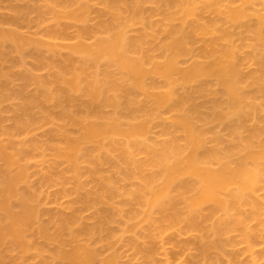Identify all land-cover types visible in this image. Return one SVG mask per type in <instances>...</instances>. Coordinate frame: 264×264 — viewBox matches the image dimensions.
<instances>
[{
	"label": "bare ground",
	"instance_id": "1",
	"mask_svg": "<svg viewBox=\"0 0 264 264\" xmlns=\"http://www.w3.org/2000/svg\"><path fill=\"white\" fill-rule=\"evenodd\" d=\"M26 1L30 6L32 1ZM42 2L39 6L34 0L32 5H36L31 7V14L39 17L37 29L48 30L46 37L43 34L40 38L38 33L31 36L21 29L25 7L21 10L9 4L8 13L0 16V57L7 49L22 56L30 47L39 54L44 48L48 54L62 48L68 49V59L75 58L74 62L81 57L83 65L78 64L89 70L105 59L109 71V66H114L113 71L119 70L114 76L120 77L114 80L112 70V76L111 71L103 70L105 74L99 73L106 75V82L100 80L99 84L101 77L89 72L94 77L89 75L87 82L93 83L82 84V68L80 71L72 60L57 66L42 50L38 58L44 60L45 68H59L55 80L60 78L58 82L63 83L59 97L71 92L68 98L72 101V96L84 88L80 93L87 89L90 105L85 103L89 107L86 117L81 118L71 112L77 110V98L74 103L65 98L74 108L62 111L63 117L52 115L46 107L49 115L42 114L46 117L17 118L11 133L1 128L0 264H37L35 260L38 264H119L122 255L114 250L126 236L131 237L127 246L138 255L144 254L146 264H184L194 253L200 261L193 264H221L222 260L242 264L246 259L247 264H264V0ZM154 13L160 19L156 24L152 21ZM92 16L97 17L90 26ZM69 26L73 38L67 36ZM26 73L24 76L31 77ZM32 81L43 90V80ZM44 90L41 100L31 97L34 106L40 108L44 99L48 106L56 99L54 92ZM154 125L161 130L162 142L151 141ZM44 128L59 137L51 143V153L32 139L27 142ZM139 153L148 156V163L136 160ZM29 161L45 166L40 172L47 186L63 187L64 183H59L64 177L56 179L52 167L66 165L68 175L77 181L71 192L77 195L76 204L87 211L104 209L94 217L95 225L82 228L83 217L78 210L72 211L79 205L71 204L72 214L69 210L70 215L65 214L63 208V213L50 212L53 216L49 214L48 224L43 222L45 211H40L41 202L38 204L41 191L28 183L25 162ZM83 164L89 165L90 175L97 176L100 193L81 192L86 187L79 180ZM105 166H110L111 172L104 170ZM149 166L156 172L145 176ZM111 173L120 181L135 176V187L119 191L117 178ZM26 183L28 191L23 192L21 185ZM68 193L61 195L70 198ZM80 193L83 196L78 198ZM118 218L123 219V226L117 232L109 229ZM96 245L113 251L102 258Z\"/></svg>",
	"mask_w": 264,
	"mask_h": 264
},
{
	"label": "rangeland",
	"instance_id": "2",
	"mask_svg": "<svg viewBox=\"0 0 264 264\" xmlns=\"http://www.w3.org/2000/svg\"><path fill=\"white\" fill-rule=\"evenodd\" d=\"M12 1V0H11ZM10 0H2L1 2H0V16H5V13L7 12L8 13V11H7V9H9V7H10V5L12 4L13 6L15 5V7L16 6H19V8L21 7L22 9H23V7H25V9H23V12H22V14L21 15H23V18H25V20H26V23H25V20L23 19L22 21H24L23 23L22 22H20L21 23V25H20V23H19V25L21 26V29L23 30V32H29V35H31L32 36V34H39V35H37L39 38L40 37H42L41 35H43V37H46L45 35H47L48 34V30H47V28H44V29H46L47 30V33L45 34V32L44 31H46V30H41V28H40V30H38L37 29V26H38V19H39V17H38V19H37V16H38V14L36 15V17H35V15L34 14H36L35 12H34V14H31V12H33L34 10L31 8L32 6L34 7L35 5H36V3H35V5H32V3L34 2V0H31L32 2H31V4H30V6H28V4H29V2L30 1H26V0H13L14 2L12 3ZM42 0H39V2L36 0V2L37 3H39V4H41V5H39V6H42L43 5V2L42 3H40ZM44 2H46V0H44ZM10 4V5H9ZM9 6V7H8ZM29 8H28V7ZM20 8V9H21ZM27 8V9H26ZM21 9V10H22ZM29 9V10H28ZM150 9V8H149ZM26 10L27 11H29V12H26ZM26 12V13H25ZM4 13V14H3ZM3 14V15H2ZM24 14H25V16H24ZM28 14V15H27ZM26 15H27V18H26ZM92 15H93V13H92ZM91 16V15H90ZM33 17V18H32ZM97 17V16H96ZM96 17H94V16H92L91 17V19L92 20H90L89 22H91V23H89L88 25H90V26H92L93 25V23L94 22H96ZM95 18V21L93 20ZM28 19V20H27ZM37 19V20H36ZM156 19V20H155ZM28 21V22H27ZM31 21H32V24H31ZM35 21H37V22H35ZM152 21L156 24L157 22H159L160 21V19H159V16L158 15H156L155 13L154 14H152ZM34 23H36L37 25L35 26V24ZM25 24L27 25V26H25ZM18 25V26H19ZM23 27V28H22ZM26 27V28H25ZM34 27V28H33ZM39 27V26H38ZM41 27V26H40ZM44 27V26H43ZM42 27V28H43ZM29 28V29H28ZM71 28H73L74 29V27H71ZM27 30V31H26ZM75 30V29H74ZM36 31H38V32H36ZM43 31V32H42ZM72 31V30H71ZM70 31V26L68 27V35L67 36H71V38H73L74 36H73V34H71L72 32ZM132 35V34H131ZM37 37V38H38ZM48 38V37H47ZM44 40H46L45 38H43ZM68 39V38H67ZM89 39V38H88ZM87 39V41L88 42H91L90 41V39L88 40ZM70 41H72V39L70 40ZM68 42H69V39H68ZM87 42V43H88ZM30 48H32V49H30ZM30 48H28L29 50H27V51H24V53H26V52H28V53H26V54H24V53H22V56H21V54L19 55V53H15V52H13L12 51V49L10 50V49H7V51H3L2 53H4V55L2 54V56L5 58H3V57H0V81L2 82H0V132H1V130L3 129V130H9V132H10V130L12 131H14V129H13V126H14V124L16 123V119L18 118H23L24 119V117H32V115L34 116V117H36V118H41V117H46L47 115H49L48 114V112H47V110H45V108L47 107V109H49L50 111V113H52V115L53 114H55L57 117L59 116V114L61 115L63 112L65 113L68 109H70V107H72V108H74V110H76V111H71V112H77V113H79L77 116H79V117H83V118H85L86 117V112L87 111H85V109H87V107H89V106H86L85 107V103H87V105L89 104V102H90V99L89 100H87V96H88V94H87V89H85L86 91L84 92V94H83V92H81L80 93V91H84V86H86L85 88H87V85H90L91 86V84L93 83V81H88L87 82V80H89L91 77H94L95 75L94 74H96V76H98V79H99V84L101 83V81L103 82L104 80H103V76H101V74L100 73H102V74H105L104 72H103V70H105V71H109V68L107 67V64H108V62L106 63V64H104L107 60H105V59H103L104 61H103V63L102 62H100V65H98V64H95L94 66H92V67H95L96 68V70H95V68H92V70L90 69H88V68H85V67H81L80 66V64H82L83 63V59L80 57V59H81V61L82 62H78V61H80V59L78 60V61H76V62H74V60H75V58H73V60L72 59H68L69 58V56H70V54H69V51H68V49H66V50H64L63 51V49L61 48H58L57 50H56V52H58V53H52V54H48L49 52H47L46 50H45V48H44V50H43V53L44 52H46L45 54H47V55H45V56H47V59H48V57H50V58H52L55 62H56V64H57V66L58 65H60V66H62V64L63 63H65L67 60L69 61V60H72L74 63H72V64H74V66L76 65V67H79V69H80V71H81V68H82V73H84L83 75H82V77H83V80H81V83L82 82H87L88 84L86 85V83H85V85H83V87H82V84H84V83H82L81 84V88H83V90H78L77 91V93H76V95H74L76 98H77V103H76V105L74 104V107H73V105L72 106H70L69 107V104L71 105V103L70 102H73V100H74V98L75 97H73L72 95V98H73V100L71 101V99L70 98H68L69 97V95H70V93L69 94H67V96H66V93H64L65 94V96H64V98H62L63 97V93H61V94H63V95H61L60 97H59V93H60V91H61V89L63 88H61V84H63V83H59L58 81L60 80V76L58 75V78L59 79H57L58 81V84H57V82L55 81L56 80V78H57V74H59V68L57 67V66H55V68H53V67H51L49 70H47V67L45 68V66H44V64H43V61L44 60H40L38 57H39V55H41V52H42V50H40L41 52H40V54L38 53V50H35L36 48L35 47H30ZM40 49V48H39ZM62 51H60V50ZM31 50H33V51H31ZM37 51V52H36ZM60 51V52H59ZM6 52H8V53H6ZM32 52H33V54H32ZM10 53V54H9ZM18 54V55H17ZM55 54L56 55H59V56H55ZM66 54V55H65ZM12 55V56H11ZM42 55H44V54H42ZM9 56V57H8ZM68 56V57H67ZM73 57H76V59L78 58V55L76 56V55H74ZM72 58V57H71ZM7 59V60H6ZM42 59H44V58H42ZM46 59V58H45ZM51 59V60H52ZM55 59H57V60H55ZM6 60V61H5ZM50 60V59H49ZM52 60V61H53ZM66 60V61H65ZM4 61V62H3ZM13 61H16L17 63H13ZM19 61V62H18ZM42 61V62H41ZM53 61V62H54ZM61 61V62H60ZM99 61H102V60H99ZM70 62V61H69ZM68 62V63H69ZM20 63V64H19ZM71 63V62H70ZM78 63H80V64H78ZM16 64H18V65H16ZM55 64V65H56ZM65 64H67V63H65ZM21 67H20V66ZM41 65V66H40ZM83 65V64H82ZM104 65H106V68L104 67ZM39 66H40V68H39ZM47 66H48V64H47ZM53 66H54V64H53ZM22 67H23V69H22ZM35 67H37L38 69H34ZM57 67V68H56ZM110 67V69L112 70V68L114 67V66H109ZM49 68V67H48ZM61 68V67H60ZM89 68H91V67H89ZM98 68V69H97ZM102 68H104V69H102ZM115 68V67H114ZM4 69V70H3ZM13 69H15V70H13ZM33 69V70H32ZM78 69V70H79ZM89 70L88 72L86 71V70ZM117 69V68H116ZM110 70L109 72L111 73V76H112V73H113V77L112 78H114V77H116V76H114V75H117L118 74V72H119V70H118V72H117V70ZM13 70V71H12ZM38 70V71H37ZM2 71H3V73H2ZM7 71V72H6ZM9 71V72H8ZM13 73H12V72ZM17 71V72H16ZM31 71V72H30ZM33 71L35 72V73H33ZM98 71V72H97ZM101 71V72H100ZM19 72V73H18ZM27 72V73H26ZM36 72H37V74H36ZM85 72H87L86 74H85ZM89 72H91V74H93V75H91V74H89ZM96 72V73H95ZM100 72V73H99ZM117 72V73H116ZM25 73H26V75L27 74H31V77H30V75H29V77L31 78L30 80H29V77H27V76H24L25 75ZM98 73V74H97ZM5 74H7V75H5ZM21 74V75H20ZM34 74V75H33ZM55 74V75H54ZM99 74H100V76H99ZM39 75V76H38ZM86 75V76H85ZM89 75L91 76V77H89ZM8 76V77H7ZM41 76V77H40ZM7 77V78H6ZM11 77H12V79L14 80L15 79V81H13L12 79H11ZM23 77H27V79H24ZM81 77V78H82ZM86 77V78H85ZM88 77V78H87ZM105 77H106V75L104 76V79H105ZM118 77H120L119 75L116 77V79H114V80H117V79H119ZM32 78H39L40 80H43V82L42 83H44L45 85H43L42 86V88H43V90H40V88L37 86V85H39V83H36V81H32ZM85 78V79H84ZM95 78H97V77H95ZM9 79V80H8ZM92 79H94V78H92ZM24 80H26V82L24 83L23 81ZM29 80V81H28ZM91 80V79H90ZM101 80V81H100ZM106 80V79H105ZM22 81V82H21ZM31 81L34 83V84H32L31 83ZM39 81V80H38ZM52 81H54V83L52 82ZM62 81V80H61ZM7 82H8V84H7ZM40 82V81H39ZM50 84H49V83ZM89 82H91V84L89 83ZM96 82H98V81H96ZM106 81H104L103 82V84L105 83ZM94 83H95V80H94ZM57 85V86H56ZM61 85V86H60ZM64 86V85H63ZM90 86H88V87H90ZM45 87V88H44ZM47 87V88H46ZM61 89H60V88ZM2 88V89H1ZM4 88V89H3ZM5 88H6V90H5ZM44 89H46V91H47V93H50V94H53V92H54V96L56 95V99H54V101H52V102H50V103H48V106H46L47 104H46V101H45V99H44V104L40 107V108H44V109H40L38 106H40V105H38L37 106V104H36V106H37V108H36V106H34V101H32V100H30V99H32V98H34L35 96V98L37 99V98H39L40 97V100H41V98H44L43 96L41 97V95H44V92L43 91H45ZM4 90V91H3ZM9 92H8V91ZM20 90V91H19ZM11 91V92H10ZM14 91V92H13ZM48 91H50V92H48ZM5 92V93H4ZM52 92V93H51ZM2 93V94H1ZM10 93H12V94H10ZM57 93V94H56ZM5 94V95H4ZM10 94V95H9ZM16 94V95H15ZM23 95V96H20V95ZM41 94V95H40ZM74 94V93H73ZM3 95V96H2ZM87 95V96H86ZM6 96H8V97H6ZM82 96V97H81ZM16 97V98H15ZM32 97V98H31ZM6 100H5V99ZM10 98V99H9ZM19 98V99H18ZM54 98V97H53ZM65 98H68L67 100L68 101H70L69 103H67L68 101H65L66 99ZM80 98V99H79ZM15 99H17V100H15ZM21 99V100H20ZM29 99V100H28ZM70 99V100H69ZM11 100V101H10ZM26 100V101H25ZM35 100V99H34ZM39 100V99H38ZM39 100V101H40ZM30 101H32L33 103H31ZM36 101V100H35ZM43 101V100H42ZM87 101H89V102H87ZM28 102H30V103H28ZM54 102V103H53ZM20 103V104H19ZM74 103V102H73ZM16 104V105H15ZM29 104V105H28ZM34 106H32V105ZM57 104V105H56ZM4 105V106H3ZM20 105V106H19ZM90 105V104H89ZM17 106V107H16ZM33 108H32V107ZM66 108V110H65V108ZM23 107V108H22ZM52 107V108H51ZM69 107V108H68ZM19 110H18V109ZM56 108V109H55ZM38 109V110H37ZM55 110V111H53V110ZM59 109H61V110H59ZM89 109V108H88ZM107 109V108H106ZM17 110V111H16ZM40 110V111H39ZM41 110H42V112H41ZM46 112H45V111ZM52 110V111H51ZM59 110V111H58ZM90 110V109H89ZM34 111V112H33ZM63 111V112H62ZM68 111H70V110H68ZM80 111V112H79ZM106 112H109L108 110H105ZM19 112V113H18ZM36 112V113H35ZM58 112V113H57ZM14 113H15V115H14ZM34 113V114H33ZM47 114L46 116H44L45 114ZM83 113V114H82ZM18 114V115H17ZM42 114H44L43 116H42ZM76 114V113H75ZM17 115V116H16ZM27 115V116H26ZM51 114H50V116L51 117H53ZM56 116H55V118H56ZM64 115L62 114V116H59V118L60 117H63ZM76 116V117H77ZM78 118V117H77ZM81 118H79V119H81ZM2 122V123H1ZM4 124V125H3ZM7 126V127H6ZM5 127V128H4ZM2 128V129H1ZM14 128H15V126H14ZM43 130V131H42ZM42 130H40L39 129V131L38 132H35V133H33V135H31V137L30 138H28V140H27V142L28 143H30V141H29V139L31 140L32 139V142L34 143V144H36V142L42 147H40L39 145H37V147L39 146L41 149H44V150H46V152H49V153H51V145L54 143V141H56V140H58V136L56 137V134L54 133V135H53V131H51L50 129L48 130V129H46V128H44V129H42ZM153 130V131H152ZM46 131V132H45ZM49 131H50V133H49ZM161 130H160V128L158 127V126H156V125H154V126H152V129H151V134H150V138H151V141H153L154 143H156V142H162L163 141V137H160V134H161V132H160ZM4 132V131H3ZM152 132L154 133V134H152ZM5 133H7V132H5ZM11 133V132H10ZM38 134V135H37ZM156 135V136H155ZM35 138H34V137ZM44 136V137H43ZM55 136V137H54ZM39 137V138H38ZM23 138V137H22ZM38 138V139H37ZM19 139V138H18ZM21 139V138H20ZM34 139V140H33ZM46 139V140H45ZM156 141H154V140ZM45 140V141H44ZM158 140H160V141H158ZM44 142H45V144L46 145H49V146H46L45 144H44ZM57 142V141H56ZM52 143V144H51ZM149 143V142H148ZM38 147V148H39ZM93 148L95 147V146H92ZM23 149V148H22ZM24 149H28L27 147L26 148H24ZM40 149V150H41ZM48 149V150H47ZM95 149V148H94ZM119 151H117V154L118 155H116L117 157L119 156V153H118ZM49 153H47V155L49 154ZM97 155H98V152H95ZM95 154V155H96ZM116 154V152L115 153H113V155H115ZM143 153H139V154H136V155H138L137 157H136V160L137 161H139L140 163H141V161H142V163L143 164H145V162L146 163H148V161L147 160H149V159H147L148 158V156H146V154H143ZM115 156V157H116ZM40 159H37L36 161H37V163L38 162H40L39 161ZM1 162V161H0ZM35 161H29V162H25V164H26V166L28 167V175H29V180H28V183H30L29 185H31L32 187L33 186H35V188L33 187V189H36V191H39V189H40V191H41V193L40 194H42V195H40L39 196V200H38V204H39V207H40V211H42L43 213H44V211H45V213L43 214V215H41L43 218H45L44 216H47L44 220H43V218H42V221L44 222V221H47V224L50 222V219H49V217H50V215L51 214H53L54 213V215H55V212L57 211V210H60V211H57V213H60V212H62L63 213V211H64V209L65 210H67V211H65V214H67V215H70V213H71V211L69 210V207H71V205H75L74 207H76V206H78L79 205V203H77L76 204V202H78L77 201V198H75V197H77V195H73L71 192H73L74 191V186H76V184H77V181L75 180L74 181V179H72L73 177H72V175L70 176V174L68 175V171L66 172V170H68V167L66 168V165L63 167V165L62 166H55L54 168H55V170H54V168L52 167V173H53V176H55V175H57V176H55V178L57 179L58 177H59V179H61V178H63V179H61L59 182V184H62L63 185V183H64V185H63V187H65L66 189L68 188V190H66L65 188V190L63 189V187L61 186V185H59V186H61V187H59V186H53V185H51V184H48V186H50L51 185V187H49L48 188V186H47V184L45 185V184H43V180L44 179H42L43 177H42V174H41V172H40V170L44 167L45 168V166H43V164H42V167L41 166H39L40 165V163H38L37 164ZM32 165V166H31ZM0 168H2V166H3V164H1L0 163ZM39 167H41V168H39ZM86 167V168H85ZM110 167V166H109ZM109 167H107V166H105L104 168V170H106V169H110L109 170V172H111V170H112V168H109ZM30 168V169H29ZM60 168V169H59ZM65 168V169H64ZM39 169V170H38ZM86 171H85V170ZM153 168H151L150 166L149 167H147V169H145V173H144V175L145 176H149V175H146V173L147 174H150V173H154V171L156 172V169H153ZM43 170V169H42ZM84 170V171H83ZM90 170V168H89V165L87 166V164H83L82 165V173H81V175L82 176H80V182H81V184H82V186L83 187H87V189H86V187L83 189V191H81V192H83V193H80L79 195H78V198H79V196H83V195H86V192L87 191H90V192H88V194L89 193H97V192H101V189L102 188H100L101 186L99 185V183H98V178H96L97 176H93V175H90L87 171H89ZM146 170H147V172H146ZM31 171V172H30ZM106 171H108V170H106ZM132 171L133 170H131V174H133L132 173ZM114 172V171H113ZM62 173H63V175H62ZM65 173V174H64ZM85 173V174H84ZM134 173H136V171L134 170ZM39 174H41V175H39ZM59 175V176H58ZM65 175L68 177H65ZM111 175L113 176V175H115V178H117V187L119 188V191H122V189H125V191L126 190H129V188L132 190V188L133 187H135V186H132L133 184H135V182H137V181H134V179H135V176H133V177H131L132 175H130V177L129 178H126L127 180L128 179H130V180H128V181H126V180H121L120 181V177H116L117 175L114 173H111ZM134 175V174H133ZM151 175V174H150ZM90 176V177H89ZM136 176H137V173H136ZM40 177V178H39ZM61 177V178H60ZM69 177H71V178H69ZM84 177V178H83ZM114 177V176H113ZM114 178V179H115ZM120 178V179H119ZM134 178V179H133ZM65 179V180H64ZM113 179V180H114ZM41 180H42V182H41ZM62 180H64V182L62 181ZM118 180L120 181V182H118ZM137 180V179H136ZM115 182H116V180H114ZM138 181H140L139 179H138ZM68 182H69V184H68ZM72 182V183H71ZM74 182H75V185H74ZM33 183H34V185H33ZM67 184V185H66ZM140 184V183H139ZM28 185V186H29ZM44 185V186H43ZM66 185V186H65ZM70 185H71V187H70ZM99 185V186H98ZM125 185V186H124ZM137 185H138V183H137ZM37 186V187H36ZM39 186H41V187H39ZM47 186V187H46ZM96 186V187H95ZM115 186V187H116ZM30 187V186H29ZM42 187H43V189H42ZM94 187V188H93ZM132 187V188H131ZM62 188V189H61ZM70 188H71V190L72 191H70ZM32 189V188H31ZM43 190V193H42V190ZM47 191H46V190ZM121 189V190H120ZM21 190L23 191V192H27L28 190H27V183L26 184H23V185H21ZM86 192H85V191ZM97 190V191H96ZM130 190V191H131ZM30 191V190H29ZM34 191V190H33ZM61 191V192H60ZM60 192V193H59ZM63 192H69L68 194L70 195H72V196H70V198H65V196H62L63 195ZM128 192V191H127ZM39 193V192H38ZM37 193V194H38ZM62 194V195H61ZM81 194H83V195H81ZM39 195V194H38ZM44 196V197H43ZM48 196V197H47ZM47 197V198H46ZM58 198V199H57ZM62 198V199H61ZM42 199V200H41ZM46 199H47V201H46ZM49 199V200H48ZM57 199V200H56ZM69 199V200H68ZM74 199V200H73ZM55 200H56V202H55ZM72 200H73V202H72ZM55 203V204H54ZM68 203V204H67ZM57 204H60V206L59 205H57ZM67 204V205H66ZM69 204H71L70 206H69ZM55 205H57L56 207H55ZM63 205H65V207L63 206ZM66 206H68V208L66 207ZM73 207V208H74ZM60 208H62V209H60ZM64 208V209H63ZM73 208H71V210L73 209ZM81 210H80V209ZM84 208H81L80 207V205H79V207H76V208H74V210H72L73 212H76L77 210L79 211V213H80V215L83 217L82 219H81V221H80V223H82V224H80V225H82L83 227L82 228H84V226H87L88 227V225H95V222L97 221V217L94 219V217L95 216H98V211L101 213L104 209H102V208H99V210L97 209V212H95L94 210H90V211H87L86 209V211L85 210H83ZM102 209V210H101ZM50 210V211H49ZM70 211V213H69V211ZM83 210V211H82ZM77 211V212H78ZM50 212H51V214H50ZM67 212V213H66ZM72 212V213H73ZM82 212V213H81ZM47 213V214H46ZM71 213V214H72ZM42 214V213H41ZM50 214V215H49ZM85 215V216H84ZM51 216H53V215H51ZM117 219V218H116ZM120 220L121 221H123V219L122 218H118V220H116L115 221V223L113 222V224H111V226H109L108 228L109 229H114L116 232L118 231V229L119 228H121V226H123L122 224H123V222H120ZM217 220V219H216ZM83 221V222H82ZM95 221V222H94ZM118 221H119V223H118ZM83 223H84V225H83ZM121 223V224H120ZM210 223H212V222H208L207 223V225L209 224L210 225ZM119 224V225H118ZM90 225V226H91ZM89 226V227H90ZM113 227V228H112ZM117 227V228H116ZM78 228H81V226L80 227H78ZM111 230V231H112ZM105 236V235H104ZM128 236H126L125 237V239H124V242H123V244H120L119 245V247H117V246H115V247H117L116 249H117V251H116V249L114 250L115 251V253H117V255L119 254L118 253V251L121 253V254H119V256L120 255H122L121 256V263L119 262V264H146V260L145 259H143L144 257H145V255L144 254H140V255H138V253H136L135 251H133L131 248H129L128 246H129V240L131 239V237H128ZM170 238V237H169ZM169 238H167L166 239V242L168 241L169 243L171 242L170 240L171 239H169ZM184 239H185V236L183 237ZM184 239H182V240H184ZM128 240V241H127ZM165 242V243H166ZM167 242V243H168ZM126 243V244H125ZM103 244V243H102ZM104 245V244H103ZM103 245H96V246H100L99 248L98 247H96V249L98 248V252H99V254H100V252H102L100 255V257H102V258H105L106 257V255L108 254H111V252L113 251H110V252H108V248H106V246H105V248H102L101 246H103ZM128 245V246H127ZM121 246V247H120ZM124 248H123V247ZM158 246V248L160 249V251H161V245H157ZM103 249V250H102ZM130 251H129V250ZM158 249V250H159ZM238 249V248H237ZM100 250V251H99ZM105 250H107V251H105ZM128 252H127V251ZM156 250H157V247H156ZM157 250V251H158ZM240 250V249H239ZM160 251H158V254L160 253ZM181 251V250H180ZM235 251H237V252H239L238 250H235ZM234 251V252H235ZM123 252V253H122ZM125 252V253H124ZM178 253H181V252H179L178 251ZM236 253V252H235ZM103 254V255H102ZM112 254H114V253H112ZM133 254V255H132ZM108 255H107V257H108ZM142 255V256H141ZM144 255V256H143ZM198 255V254H197ZM195 256V253L193 254V255H191L190 256V258L189 259H187V263L185 262L184 264H193V262H198V261H200V258L198 257V256ZM238 255H241V253L239 252L238 253ZM105 256V257H104ZM195 256V257H194ZM136 257V258H135ZM159 257V256H158ZM157 257V258H158ZM143 260H142V259ZM199 258V259H198ZM240 258H244L243 256H240ZM101 259V258H100ZM119 259V260H120ZM139 259V260H138ZM158 259H161L160 257L158 258ZM191 259V260H190ZM196 259V260H195ZM244 259H246V258H244ZM145 260V261H144ZM36 261V263L38 264V262H37V260H35ZM138 261V262H137ZM159 261V260H158ZM243 261H245V260H242L241 262H242V264H247V259H246V261L245 262H243ZM132 262V263H131ZM211 262V263H210ZM210 262H207V263H209V264H216L214 261H210ZM214 262V263H213ZM30 263L31 264H34L33 262H31L30 261ZM226 264V262L224 261V260H222L221 261V264ZM28 264H29V262H28Z\"/></svg>",
	"mask_w": 264,
	"mask_h": 264
}]
</instances>
